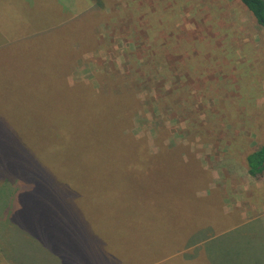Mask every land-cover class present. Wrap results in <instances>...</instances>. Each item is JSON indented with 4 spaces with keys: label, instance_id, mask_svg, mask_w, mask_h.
Instances as JSON below:
<instances>
[{
    "label": "rangeland",
    "instance_id": "1",
    "mask_svg": "<svg viewBox=\"0 0 264 264\" xmlns=\"http://www.w3.org/2000/svg\"><path fill=\"white\" fill-rule=\"evenodd\" d=\"M196 3L0 0V264H47L46 254L32 248L43 252L38 247H45L49 236L63 233L65 215L76 212L81 218L82 205L95 218L89 229L81 222L87 229L82 237L113 232L115 243L124 244V212L137 209L140 200L156 194L171 214L182 205L197 211L202 202L197 196L209 195L211 201L214 192L218 195L219 216H227V226L198 241L167 240L164 253L139 264L202 248L207 239L264 215V178L251 179L244 161L264 142V32L238 0ZM82 14H101L89 19L93 42L83 50ZM212 14L228 24L237 19V35L213 30ZM209 36L219 47L205 44ZM70 38L75 56L68 50ZM195 40L204 44L199 47ZM157 46L161 56L153 58L151 48ZM112 72L124 75L132 91L124 134L142 141L149 154L173 148L181 157L161 158L150 174L141 164L126 167L140 158L137 144L120 142L111 127L122 106L91 104L64 84L66 79L70 86L83 83L98 91L104 74ZM88 110L96 122L85 125ZM56 123L72 133L59 140L53 155L61 174L55 170L52 176L46 159L29 155L28 143L49 152ZM188 161L189 168L180 163ZM62 169L66 177H77L84 200L61 180Z\"/></svg>",
    "mask_w": 264,
    "mask_h": 264
},
{
    "label": "trees",
    "instance_id": "2",
    "mask_svg": "<svg viewBox=\"0 0 264 264\" xmlns=\"http://www.w3.org/2000/svg\"><path fill=\"white\" fill-rule=\"evenodd\" d=\"M191 1L196 3V0ZM238 1L249 11L250 16L263 29L264 32V0ZM174 8L177 10L175 4ZM98 15L101 14L79 15V27L84 38L80 41L81 49H85V47L89 46L93 42V33L90 31L91 29L87 27V24L92 23L89 19H92L94 16ZM216 15L217 14H212L208 20V23L214 26L212 27L213 30H224L225 32H228L227 35H232L233 33L237 35V32L235 33V31L239 30L240 28L237 19H230V24H228V22H224L223 19L216 18ZM85 18H87L89 21H87V23L82 26L84 23L83 20ZM198 26L203 28V31H205L206 26L204 23L199 22ZM73 28L74 26L69 29L67 38L71 36L70 32L73 30ZM215 36H209V40L205 44L210 45L213 48L219 47L214 39ZM69 41L71 42V46L68 48V50L72 52V56H75L77 52L76 50L74 51V49H72L74 40L70 38ZM194 44H198L200 47L204 44V42H197L195 40ZM205 48H207V46ZM180 50L181 48H177V51ZM151 52L153 58H159V56H161V51L159 50L158 46L151 48ZM200 59L198 57L197 61H194L193 64L198 67L200 64ZM72 60L73 59L69 60L67 64H69V62ZM184 63L186 65V59ZM155 66L156 65L153 64V69ZM110 74H104L105 78L102 80L98 91L94 89L89 90L88 87H86L87 85H83V83H76V87H74V85L70 86L67 84L66 79L64 84L67 91L72 90L73 92H77V94L80 96H85L84 100L91 104H94L96 100L97 103L103 102L115 107L117 104L122 106L119 110H117L118 112L116 117L118 118V123L111 125V127L114 128L116 133L115 136L120 142L124 143V141L130 140L137 144V150L139 152L140 158V162L127 164L126 167H134V169H136L137 166L141 164L143 166V171H146V174H150L148 171H154L156 167H158V160L161 158L171 157L174 155L181 157V155L177 153L178 151L173 148L169 150L162 149L155 154H149L146 145L142 141L132 139V137H129V135L126 136L127 134H124V126L128 123V119L130 117L129 114H131V110L128 105L132 91L129 90V85L127 83L125 84L126 79L124 78V75H119L118 72H112ZM4 117L7 118V115H4ZM58 117L62 116L58 115ZM94 121L96 122L93 112L88 110L83 117V124L87 125ZM0 122H3L1 117ZM52 132V140L55 144H52V146L48 148L49 152L40 150L38 148V144L32 145L30 142L28 145H31L32 148L30 147L28 151L29 155H32V157L39 158L41 156L42 159H46L49 162V167L51 168L49 173L54 176L55 170L61 174V169H58V166L54 161V151L62 144L59 143V140L61 139L64 141V139L61 137L64 135H70V133H72V129L69 126L64 125V123H56L53 126ZM15 133L16 136L23 138L26 141L25 136L23 135L22 137L20 131L18 132L15 130ZM244 161L246 165V173L249 177H251V179L258 180L264 178V142L256 149L247 152L244 156ZM180 163H185L186 166H190V163L193 165L191 161ZM189 166L187 168H189ZM194 166L196 167V172L198 170V174L202 176L199 166L196 163H194ZM64 173L66 172L64 171ZM61 176V180L68 184L67 188L70 187L69 185L73 186L72 190L75 192V198L77 200H84L85 198L82 192L79 193L76 190L75 185L77 182V177L73 175H68V177H66L67 173L64 176ZM48 182L49 185H54L51 180H48ZM193 196L190 198L193 199L196 197ZM196 198L202 199L199 200L202 202H200L201 204L198 206L197 211H193L191 208L188 209L187 206L182 205V210H175L171 214L166 212L168 209H163V200L157 198L156 194H152L151 197L145 200H140L137 209H135L134 206H131L129 211H127V209L124 212V244H120L119 242L115 243L112 238L113 232L109 235H98L96 238H94L93 234L88 232L86 236L82 237L83 234L81 232H87V229L81 227V222H88L87 228L89 229V224L93 223L90 220L95 219L92 216L93 214L88 210L89 206L82 205V208L79 210L82 214L81 218L80 215L76 214V212L75 215H72V218L78 222L76 226L74 224L75 221L69 217L70 214L65 215L62 221L64 224H61L63 233L60 235H53V239L51 236H49V239L47 240L48 242H45L43 245L45 247H38V249H44L43 252L34 248L32 249L36 250L37 253H41L42 256L46 254L47 264H134L131 260L136 257H138V259L133 261L139 264L140 262L148 261L152 257L157 256L158 253H164V242L167 240H172L174 238L176 243H181L184 241H187L188 243V240L192 242L198 241L206 238L210 233L216 234L225 226H227V216L223 212L221 213V217L219 216L221 208L217 203L219 198L215 192L213 195H211V201L209 199V195L202 197L197 196ZM63 200L66 201L67 199ZM165 203L168 202L166 201ZM163 217H165L166 221L162 220ZM169 218L171 219L169 220ZM70 219L73 220L72 225V220L70 221ZM68 222L69 224L67 227L66 223ZM263 230L264 215L259 216L243 227L231 228L229 231L221 233L222 235L218 234L220 235L219 237L214 236L213 238L207 239L204 242L205 244H203L202 248H192L190 251L246 253L264 251L262 250L264 248V241H261L255 237L256 235L263 236ZM256 231L258 232L256 233ZM253 232L256 234H252ZM240 236H246L247 238L240 242ZM227 238L230 239V242L228 243L224 242Z\"/></svg>",
    "mask_w": 264,
    "mask_h": 264
},
{
    "label": "crops",
    "instance_id": "3",
    "mask_svg": "<svg viewBox=\"0 0 264 264\" xmlns=\"http://www.w3.org/2000/svg\"><path fill=\"white\" fill-rule=\"evenodd\" d=\"M257 232L258 231H256V233ZM252 234H254V232ZM220 235H216L215 237H219ZM262 235L263 236L256 235L255 237L261 241H264V233ZM246 238V236H240V242ZM224 242L228 243L230 242V239L227 238ZM262 250H264V248ZM234 258L237 259V261L235 263H231L233 262ZM170 261H172V264H264V251L248 253L190 251L183 252L181 256L168 257L164 261L158 262L156 264H169Z\"/></svg>",
    "mask_w": 264,
    "mask_h": 264
}]
</instances>
